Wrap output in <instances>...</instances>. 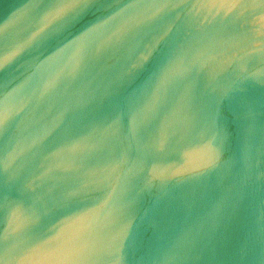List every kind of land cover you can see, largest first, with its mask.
I'll return each mask as SVG.
<instances>
[{"label": "water", "instance_id": "1", "mask_svg": "<svg viewBox=\"0 0 264 264\" xmlns=\"http://www.w3.org/2000/svg\"><path fill=\"white\" fill-rule=\"evenodd\" d=\"M0 264H264V0H0Z\"/></svg>", "mask_w": 264, "mask_h": 264}]
</instances>
